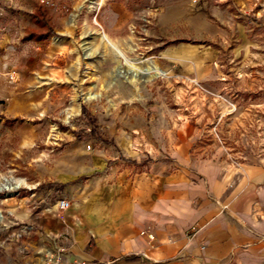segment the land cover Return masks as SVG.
<instances>
[{
  "label": "rangeland",
  "instance_id": "obj_1",
  "mask_svg": "<svg viewBox=\"0 0 264 264\" xmlns=\"http://www.w3.org/2000/svg\"><path fill=\"white\" fill-rule=\"evenodd\" d=\"M213 48L215 72L168 55ZM150 64L166 74L138 71ZM182 146L234 168L264 159V0H0V179L27 182L0 190V264H43L16 208L39 213L51 178L94 153L179 168Z\"/></svg>",
  "mask_w": 264,
  "mask_h": 264
},
{
  "label": "crops",
  "instance_id": "obj_2",
  "mask_svg": "<svg viewBox=\"0 0 264 264\" xmlns=\"http://www.w3.org/2000/svg\"><path fill=\"white\" fill-rule=\"evenodd\" d=\"M168 55L186 73L218 67L215 48ZM176 154L179 168L158 161L139 169L94 153L85 167L51 178L36 190L39 213L16 208L38 226L34 251L63 247L69 259L130 264H264V159L234 168L194 159L184 146Z\"/></svg>",
  "mask_w": 264,
  "mask_h": 264
},
{
  "label": "built area",
  "instance_id": "obj_3",
  "mask_svg": "<svg viewBox=\"0 0 264 264\" xmlns=\"http://www.w3.org/2000/svg\"><path fill=\"white\" fill-rule=\"evenodd\" d=\"M59 207L67 209L71 206V200L67 198H60L58 200ZM43 264H130L129 262L121 258H108L105 260L95 259H69L66 256L65 249L63 247L56 248V250L50 251L44 257Z\"/></svg>",
  "mask_w": 264,
  "mask_h": 264
},
{
  "label": "bare ground",
  "instance_id": "obj_4",
  "mask_svg": "<svg viewBox=\"0 0 264 264\" xmlns=\"http://www.w3.org/2000/svg\"><path fill=\"white\" fill-rule=\"evenodd\" d=\"M118 51L120 52L121 55H123V53L120 50ZM138 69H139L138 70L139 72L147 74L149 78H154L159 75L166 74L165 70H163L160 66L156 64H150L146 68H138ZM94 97H95V94H92V93L87 96L88 99H92ZM23 184H27L24 178L16 179L14 177L4 176L2 179H0V190L2 189L14 190V189L21 187V185ZM0 220H1V213H0Z\"/></svg>",
  "mask_w": 264,
  "mask_h": 264
}]
</instances>
